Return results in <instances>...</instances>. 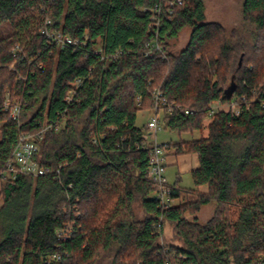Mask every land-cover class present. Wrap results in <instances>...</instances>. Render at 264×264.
I'll list each match as a JSON object with an SVG mask.
<instances>
[{"label":"trees","instance_id":"obj_1","mask_svg":"<svg viewBox=\"0 0 264 264\" xmlns=\"http://www.w3.org/2000/svg\"><path fill=\"white\" fill-rule=\"evenodd\" d=\"M165 1L0 0V27L10 28L0 38V264H46L54 253L57 264L107 255L112 264H264V0L243 2L249 31L207 21L205 0H182L171 17ZM160 3L166 58L146 54ZM48 20L79 44L49 42ZM186 28L187 45L173 51ZM158 89L181 107L164 113L165 127L201 133L164 145L200 164L194 188L170 184L174 197L187 198L167 210L151 197L152 142L136 125ZM8 100L21 106L18 121L3 110ZM216 102L223 107L210 115ZM50 124L60 128L44 132L35 157L50 173L4 178L20 134ZM208 206L213 215L200 223ZM167 224L177 244L159 242ZM67 225L72 237L63 240L57 232Z\"/></svg>","mask_w":264,"mask_h":264},{"label":"built area","instance_id":"obj_2","mask_svg":"<svg viewBox=\"0 0 264 264\" xmlns=\"http://www.w3.org/2000/svg\"><path fill=\"white\" fill-rule=\"evenodd\" d=\"M166 2L167 15L171 17L174 14L175 7L182 4V0H168ZM151 24L150 27L155 30V38L153 41L147 44L148 51L146 54H152L155 51L161 53L163 58H166L165 47H163L159 42V30L163 22V6L162 3L157 4L155 9L152 10ZM51 20L46 22L43 34L47 37L49 42L54 43L60 47L65 46H77L79 44L78 40H75L68 35L63 34L61 31H55L50 29ZM117 54L114 55V58ZM74 88L69 92L66 101L68 104L73 102L77 94V89L81 87V80L77 79L74 83ZM140 96L138 99L140 100ZM154 107L152 109V115L146 123V129L149 134H154L165 127L162 122L164 113L173 114L174 110L180 106H176L175 103L169 102L161 92L160 89L156 90L153 94ZM246 107L248 106L247 103ZM223 107L220 102H216L212 105L210 115L214 114L219 108ZM233 112L235 115H239L241 108L236 103H231ZM248 108V107H247ZM5 112L9 113V116L13 120L20 119L21 106L18 103H11L9 100L4 104ZM194 110H185V114H192ZM55 128L56 131L59 130L57 124H50L44 126L42 131L38 133H21L15 147L13 148L6 164L4 166V173L2 176L16 178L19 175H27L32 177H42L50 173V170L36 160V154L39 152L40 144L39 140L42 139L43 134L46 130ZM168 155V149L164 145H158L156 142L151 143V157L148 165V175L154 185L153 198L159 203V206L163 210H167L171 207L178 205L179 199L173 196V188L171 187L167 177H166V159ZM58 237L63 240L71 239L72 228L70 225L65 226L58 230ZM179 257H182L180 255ZM62 255L59 253H54L46 258V264H57L61 262Z\"/></svg>","mask_w":264,"mask_h":264},{"label":"rangeland","instance_id":"obj_3","mask_svg":"<svg viewBox=\"0 0 264 264\" xmlns=\"http://www.w3.org/2000/svg\"><path fill=\"white\" fill-rule=\"evenodd\" d=\"M244 0H205L206 7V20L207 21H215L221 23L227 30H231L233 28H246L243 27V16H242V7ZM249 31V30H248ZM191 33L190 28H186L178 39L174 40L172 43L173 51H180L183 49L187 43ZM10 34V28L7 25L0 27V38L5 37ZM226 107V106H224ZM227 108V107H226ZM152 111H141L138 113L136 125L137 126H146L147 120L151 117ZM1 126V124H0ZM149 133V132H148ZM206 131L204 135H206ZM201 137V133L199 131L194 132V134H179L177 131L170 129L169 127H164L162 130L158 131L156 135L148 134V140L150 142H156L158 145H166L168 143H176L181 140L188 141L193 139H198ZM1 139V133H0ZM173 156V155H172ZM180 158V157H178ZM193 166V165H192ZM181 166L179 164L171 165L167 167L166 177L169 180L170 184H173L175 177L180 174L182 176V181L180 185L185 189H191L194 187L193 179L191 177L190 172L181 171ZM153 194H151V197ZM187 198V197H185ZM184 196L179 199L178 204H182L186 202ZM184 199V200H183ZM1 203V202H0ZM136 213L139 218H142L143 211L140 207H136ZM213 215V207L208 206L203 208L197 215V220L200 223H206L211 216ZM191 219L192 216H189ZM159 242L163 243H174L177 244V240L174 236L173 226L172 224H167L164 228V232L160 235ZM96 264H112V256L107 255L100 259Z\"/></svg>","mask_w":264,"mask_h":264},{"label":"crops","instance_id":"obj_4","mask_svg":"<svg viewBox=\"0 0 264 264\" xmlns=\"http://www.w3.org/2000/svg\"><path fill=\"white\" fill-rule=\"evenodd\" d=\"M148 121V120H147ZM173 155V156H172ZM180 157V158H178ZM175 165V164H179L182 168H181V171H188L191 172L195 169H197L199 167V157L197 154H183V155H174L172 154V152L169 150L168 152V156H167V159H166V165L167 167L171 166V165ZM193 165V166H192ZM167 167H166V170H167ZM167 172V171H166ZM180 182L182 181V176L180 174H178L176 177H175V180L173 181L174 183L179 181ZM169 181V180H168ZM179 186L181 188H183L180 184ZM194 188V187H193ZM201 191L203 192H206L207 191V188L205 187H201L200 188Z\"/></svg>","mask_w":264,"mask_h":264},{"label":"water","instance_id":"obj_5","mask_svg":"<svg viewBox=\"0 0 264 264\" xmlns=\"http://www.w3.org/2000/svg\"><path fill=\"white\" fill-rule=\"evenodd\" d=\"M241 64H242V57L240 58L239 66H241Z\"/></svg>","mask_w":264,"mask_h":264}]
</instances>
